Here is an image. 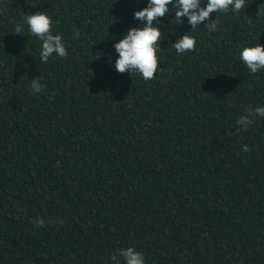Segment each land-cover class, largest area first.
<instances>
[{
  "label": "trees",
  "instance_id": "16d2710c",
  "mask_svg": "<svg viewBox=\"0 0 264 264\" xmlns=\"http://www.w3.org/2000/svg\"><path fill=\"white\" fill-rule=\"evenodd\" d=\"M147 4L0 0V264H122L127 247L147 264H264V118L236 129L264 104V72L238 59L264 45V0L212 13L218 30L199 25L181 55L191 25L169 5L151 80L114 66ZM40 12L67 56L41 63L40 41L14 32Z\"/></svg>",
  "mask_w": 264,
  "mask_h": 264
},
{
  "label": "clouds",
  "instance_id": "9594fccd",
  "mask_svg": "<svg viewBox=\"0 0 264 264\" xmlns=\"http://www.w3.org/2000/svg\"><path fill=\"white\" fill-rule=\"evenodd\" d=\"M202 3L203 0H148L146 7L134 13V18L139 21V26L129 29L114 44L117 54L114 65L116 71L127 72L130 75L136 73L144 80L156 77L160 64L157 53L161 49L160 41L163 33L159 27L154 26V22L169 13V5L173 6L175 20L184 24V18H187V23L191 25V30L172 45L176 54L181 55L196 48L198 38L191 33L199 28V25L205 24L209 33L218 30L216 19H211L212 13L229 10L239 13L247 8L248 0H207L204 6ZM262 6L264 4H261L258 15ZM54 24L55 21L48 13L40 12L24 15L22 22L15 25V33L21 34L26 26L29 34L40 41L39 58L41 63L48 62L50 58H63L68 55L64 37L59 32H53ZM76 36H79V32L76 33ZM110 57L111 54H109V59ZM238 59L248 70L249 75L255 76L264 72V45L259 42L255 46L241 47ZM42 88L43 85L38 78L31 80L30 89L33 94H39ZM243 111L244 114L236 120L238 131H247L257 119L264 118V104L247 107ZM242 148L246 152L250 151L248 145H243ZM58 222L62 223V221ZM36 223L38 226H43L44 220L37 219ZM117 256L122 258V264H147L144 253L135 247L118 250L112 259L117 260Z\"/></svg>",
  "mask_w": 264,
  "mask_h": 264
}]
</instances>
